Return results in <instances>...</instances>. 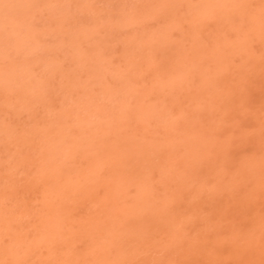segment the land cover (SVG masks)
I'll use <instances>...</instances> for the list:
<instances>
[{"label":"rangeland","instance_id":"rangeland-1","mask_svg":"<svg viewBox=\"0 0 264 264\" xmlns=\"http://www.w3.org/2000/svg\"><path fill=\"white\" fill-rule=\"evenodd\" d=\"M0 264H264V0H0Z\"/></svg>","mask_w":264,"mask_h":264}]
</instances>
